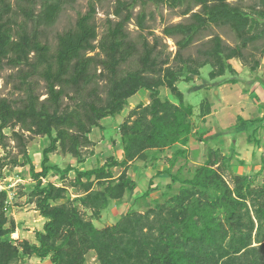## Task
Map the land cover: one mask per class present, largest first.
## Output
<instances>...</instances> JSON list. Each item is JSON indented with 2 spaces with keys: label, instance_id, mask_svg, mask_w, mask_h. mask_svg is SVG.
Masks as SVG:
<instances>
[{
  "label": "trees",
  "instance_id": "16d2710c",
  "mask_svg": "<svg viewBox=\"0 0 264 264\" xmlns=\"http://www.w3.org/2000/svg\"><path fill=\"white\" fill-rule=\"evenodd\" d=\"M231 1L117 0L113 14L118 20H107L100 39L96 8L90 4L73 28L57 35L52 50L44 42L43 29L55 25L66 0H15L14 4L0 0V74L6 68L15 69L10 77L24 93L19 102L0 98V145L8 150L4 130L11 129L22 158L0 162V170L7 165L29 166L35 182L30 202L46 219L43 231L36 233L38 244L11 239L17 225L8 216V193L0 190V264H18L33 257L49 258L51 264H86L90 252L99 264H264V184L257 187L254 179L237 173H231L228 180L225 172L232 165L219 149H210L205 163L189 178L181 177V171L172 172L178 159L187 157L191 137L197 134L192 122L194 107L185 102L177 86L180 75L187 72L184 80L190 82L211 65L212 80L233 77L230 61L247 63L245 51L264 39V0H256L248 9L241 5L244 0ZM148 3L182 8L181 16H188L187 22L168 25L163 32L176 40L174 64L158 50L159 38L154 44L143 35L135 41L127 30L135 7ZM211 25L228 26L239 44L228 46L215 36L200 52L202 58L185 57V51ZM137 26L141 31L148 29L144 12L137 15ZM134 58L139 67L123 71ZM253 63L251 71L260 65L257 60ZM36 76L46 83L45 100L36 93ZM100 80L106 82L103 87ZM227 82L236 84L237 80ZM162 88H168L177 102L162 99ZM141 91L149 93V104L132 109L117 130L122 160L109 156L104 164L89 170L71 165L62 169L51 162L50 156L60 150L84 164L83 149L94 145V129H105L101 121L119 116ZM65 99L69 100L66 105ZM210 114L211 104L204 102L199 117L204 121ZM240 119L243 125L248 123ZM17 127L48 140L39 171L29 155L28 139L15 131ZM176 145L181 148L169 160V169L158 173L171 179L164 201L155 200L144 213L130 207L114 225L98 229L94 220L113 201L123 200L137 188L128 174L133 163H154L160 153ZM118 167L123 170L115 177L113 169ZM71 172L76 174L70 183L79 191L76 198L67 196L66 186L43 182L50 173L64 181ZM175 184L180 185L178 191L170 195ZM152 186L153 180L139 200L150 197ZM78 204L92 212L90 219Z\"/></svg>",
  "mask_w": 264,
  "mask_h": 264
},
{
  "label": "rangeland",
  "instance_id": "374dc122",
  "mask_svg": "<svg viewBox=\"0 0 264 264\" xmlns=\"http://www.w3.org/2000/svg\"><path fill=\"white\" fill-rule=\"evenodd\" d=\"M15 3V0H11ZM57 22L51 28L44 30V42L49 43L54 50L57 46V35L73 28L77 22L79 15H83L89 11L90 4H94L96 8L95 20L98 26L99 39L106 31L107 20L117 21L114 16V10L117 0H66ZM256 0H244L241 5L248 9ZM236 3V0L231 1ZM199 7L195 8L198 11ZM144 12L147 14V27L145 31H141L137 26V15ZM182 8L171 9L166 5H156L148 3L145 6L138 4L134 9V17L128 25L127 30L133 40L145 36L151 44H154L155 38H159L158 50L163 52V58L170 57L171 64L175 63L177 54L176 40L166 37L164 29L168 25L177 24L179 22H187V17L181 16ZM23 21V17L20 18ZM219 36L223 43L228 46L235 47L239 41L235 33L228 26H209L196 40V42L185 51V57L193 59L202 58L200 52L210 45V40ZM141 48V46H139ZM264 39L250 46L245 51L247 63L240 59H233L230 64L235 70L233 77L226 75L223 78L212 80L210 72L211 65H206L200 70L198 77L186 82L184 78L188 76L187 72L181 74V81L177 83L178 88L184 94L185 102L194 107L195 115L192 122L195 124L196 135L191 137L188 144V154L186 158L178 159L173 173L180 172L183 178L192 176L196 168L201 166L207 160L210 149H219L222 156L232 165L231 171L225 172L226 178L230 180L231 173L240 175H248L254 179V185L259 187L264 184ZM91 53L90 55H94ZM260 62L259 67L255 71H251L253 62ZM138 58H134L123 66L124 70L137 69ZM177 66V65H175ZM15 69L6 68L1 72L0 76V98H8L14 102H19L24 97V93L16 89L17 82L10 75L15 74ZM101 73V69L98 70ZM192 77V76H190ZM235 78L237 83L227 82L228 79ZM36 93L41 100H45L47 95L46 83L36 76ZM105 80H100L99 85L103 87ZM105 96V93L102 94ZM162 99H174L168 88L161 89ZM211 104L212 114L207 116L204 121L200 119L201 106L204 102ZM129 106L116 118H106L101 121L105 129H94L91 138L94 145L83 149L86 162L82 165L77 163L76 158L69 154H64L60 150L50 156L51 162L57 164L62 169L68 165L76 166L80 170H89L100 166L106 162L109 156H114L118 160L123 159V145L118 134V127L129 117L130 112L140 103L149 104V93L145 91L139 92L129 101ZM69 103L68 99L64 100V105ZM248 121L246 125L241 123V119ZM17 132L24 133L27 141L29 155L33 159L36 170L41 168V157L44 148L48 144V140L42 136H34L28 132L21 131L19 127L15 129ZM5 138L8 144L6 151L0 145V162H9L11 158L19 155L17 142L12 138V130H4ZM202 137V139H200ZM180 145L166 149L159 154V159L154 163H145L141 160L136 161L130 167L128 174L137 182V188L131 193L126 194L123 200L113 201L109 208L104 211L99 220H94L98 229L105 228L108 225H114L131 207L133 210L144 213L147 209L154 206V201L160 199L164 201L163 193L168 192L165 188L166 184L158 177L157 173L166 171L170 167L169 160L174 159L175 152ZM243 161L245 165H240ZM122 168H115L114 176L118 177ZM76 174L69 173L63 181L60 175L50 173L43 182H54L58 186H66L68 188L67 196L76 198L79 194L77 189L70 186L75 181ZM155 180L152 186L151 195L147 200H139V197L147 190L150 181ZM155 184V185H154ZM35 185L34 179L30 172L29 166L12 167L5 166L0 170V190H6L8 193V216L15 220L17 225L16 233L11 236L14 240H28L32 244H38L36 233L43 231L46 219L40 216L36 210V204L30 202L29 193ZM174 190L170 195L176 193L179 184L174 185ZM154 187V188H153ZM62 203L65 202L61 201ZM86 218L90 219L92 212L83 208L78 204ZM18 264H51L50 259L41 260L33 257L25 259ZM86 264H99L94 252L87 255Z\"/></svg>",
  "mask_w": 264,
  "mask_h": 264
},
{
  "label": "crops",
  "instance_id": "0c3cea01",
  "mask_svg": "<svg viewBox=\"0 0 264 264\" xmlns=\"http://www.w3.org/2000/svg\"><path fill=\"white\" fill-rule=\"evenodd\" d=\"M154 167H155V163H154ZM167 171V170H166ZM164 172V171H162ZM159 173V172H158ZM157 173V175H158ZM159 178L161 179H164L163 181L165 182V184H169L171 182V179L169 178V176L167 174H161V175H158ZM155 182V180H153V183ZM155 185V184H154ZM154 188V187H153Z\"/></svg>",
  "mask_w": 264,
  "mask_h": 264
}]
</instances>
